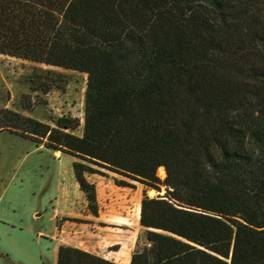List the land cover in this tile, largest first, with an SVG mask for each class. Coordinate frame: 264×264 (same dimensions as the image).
Segmentation results:
<instances>
[{
	"label": "trees",
	"instance_id": "16d2710c",
	"mask_svg": "<svg viewBox=\"0 0 264 264\" xmlns=\"http://www.w3.org/2000/svg\"><path fill=\"white\" fill-rule=\"evenodd\" d=\"M0 55L87 75L81 135L8 108L0 133L76 158L92 216L98 169L165 188L142 192L129 264H264V0H0ZM56 264L118 263L60 245Z\"/></svg>",
	"mask_w": 264,
	"mask_h": 264
},
{
	"label": "rangeland",
	"instance_id": "374dc122",
	"mask_svg": "<svg viewBox=\"0 0 264 264\" xmlns=\"http://www.w3.org/2000/svg\"><path fill=\"white\" fill-rule=\"evenodd\" d=\"M34 68L29 62L0 55V109L8 108L50 124L53 117H76L80 119L81 126L74 134L81 135L87 75L44 65L37 66V71H33ZM41 68L51 71L48 79L42 78L44 72ZM34 74L40 75L44 83L34 84ZM41 86L47 87L48 92L43 93L39 89ZM33 88L38 90L34 91ZM28 103L30 109L25 110L24 105ZM73 161L77 159L13 134L0 133V249L10 253L17 264H56V243L46 238L54 235V226H64L63 241L71 245L90 249L91 241H96L93 231L102 224L89 213L85 198L81 197L75 186ZM98 171L107 177L124 180L104 169ZM157 174L164 179L165 174L162 176L159 170ZM128 182L139 188V194L132 195L128 202L120 195H117V200L128 203L131 218L144 190L149 197L165 192L164 187L158 192L137 182ZM61 189L69 198H73L71 205L65 206L72 211L54 223V209L58 207ZM108 199L102 193L101 211L98 212L102 219H106L116 207V204L109 206ZM38 232L45 234V239H38ZM103 245L104 250L106 247L109 251L117 248L107 242H103ZM94 246L101 249L99 243Z\"/></svg>",
	"mask_w": 264,
	"mask_h": 264
},
{
	"label": "crops",
	"instance_id": "0c3cea01",
	"mask_svg": "<svg viewBox=\"0 0 264 264\" xmlns=\"http://www.w3.org/2000/svg\"><path fill=\"white\" fill-rule=\"evenodd\" d=\"M59 153V152H58ZM87 180L95 185L96 189V198H97V204L99 208V213L101 209V197L102 193H104L106 198H109L108 205L116 204L114 207V211L106 217V219H102L101 215L98 214L97 217L93 218L96 222H101L102 225H97L96 230L93 231V236L96 237V241H91L90 243V249L87 247H79L75 245H71L70 243H67L63 241V234H64V226L56 227L54 226V235H50L46 237L47 239L54 241L56 243V247L60 245H67L71 247H75L81 250H84L86 252L95 254L97 256H101L107 260H111L118 264H129L131 254L133 253L135 247L137 238L139 237V234L141 233L142 227L139 224V217H140V201L138 202L137 208L135 210V213L133 217L131 218L130 212H129V206L123 202V200L118 201L117 195H120L122 198L126 199L127 202L129 201V198L132 195H138L139 194V188L134 189H127V188H120L116 186L113 182L112 177L107 176H101V175H89L86 176ZM74 179V178H73ZM75 186L78 189L79 194L81 197H84L82 192L79 190L77 183L75 182ZM133 190V191H131ZM61 189L60 197L58 199V207L54 209L53 219L54 223L55 221L64 215L71 214L72 209H66V205H71L72 201ZM62 208V209H61ZM64 208V209H63ZM5 223V222H4ZM81 227L78 228L80 230ZM75 232V231H74ZM37 238L45 239V234L42 232H38ZM103 242H107L110 245H115L117 248L115 250H104ZM95 243H99V246H101V249L99 247L94 246ZM109 245V246H110ZM91 246L94 249H91ZM0 264H17L14 260H12L10 253H8L6 250L0 249Z\"/></svg>",
	"mask_w": 264,
	"mask_h": 264
},
{
	"label": "bare ground",
	"instance_id": "6f19581e",
	"mask_svg": "<svg viewBox=\"0 0 264 264\" xmlns=\"http://www.w3.org/2000/svg\"><path fill=\"white\" fill-rule=\"evenodd\" d=\"M158 170H159V172H160V174H161L162 176L165 174L164 171H163V168H159Z\"/></svg>",
	"mask_w": 264,
	"mask_h": 264
},
{
	"label": "water",
	"instance_id": "95a60500",
	"mask_svg": "<svg viewBox=\"0 0 264 264\" xmlns=\"http://www.w3.org/2000/svg\"><path fill=\"white\" fill-rule=\"evenodd\" d=\"M165 177V176H164Z\"/></svg>",
	"mask_w": 264,
	"mask_h": 264
}]
</instances>
